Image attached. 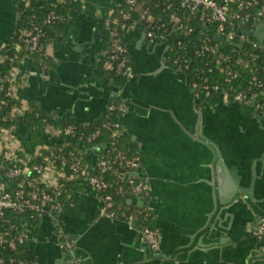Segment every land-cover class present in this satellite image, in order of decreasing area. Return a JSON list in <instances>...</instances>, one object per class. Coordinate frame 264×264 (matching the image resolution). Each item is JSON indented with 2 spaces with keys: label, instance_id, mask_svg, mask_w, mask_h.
Here are the masks:
<instances>
[{
  "label": "built area",
  "instance_id": "1",
  "mask_svg": "<svg viewBox=\"0 0 264 264\" xmlns=\"http://www.w3.org/2000/svg\"><path fill=\"white\" fill-rule=\"evenodd\" d=\"M125 1L127 8L122 7L120 3L116 4L107 20L109 49L103 62V70L114 71L125 79L133 76L124 35L126 36L136 25L134 15L138 14L145 24L147 36L151 39H161L166 45L167 65L187 74L192 69L193 59L188 49H184L188 46L184 40L188 38L190 44H196L194 57L204 62V66L198 65L195 68L199 79L190 80L197 100L203 95L206 98L207 94H222L228 95L231 101L240 103L245 109L263 106L261 101L264 99L262 96L264 79H259V75L264 78V41H259L248 34V31L264 23V0H166L167 23L158 22L151 11L154 0ZM62 2L63 0H56L53 5L56 7ZM25 4L27 6L28 2ZM62 18V15L52 10L43 19V24H54ZM129 21L131 24H128ZM168 31H177L183 37V40L177 42L183 48V52L177 54L171 64L169 63L171 47L165 42L164 33ZM16 34L20 42L15 44L14 55L9 57L0 53V64L8 60L15 62L8 74L0 72V92L4 93L0 109L4 110V107H7V114L4 111L2 116L5 121L10 120L14 123L23 118L29 109L28 104L19 101L16 94L20 80L23 79L20 67L23 58L20 52L27 50L39 53V64L45 69L43 60L52 58L50 46L54 42H43L46 33L42 25L34 22L29 27L19 29ZM189 36H199L200 41L191 40ZM248 47L257 49L260 53H252ZM261 58L263 60L259 63ZM234 66L244 69L251 75V80L244 89H238L230 83L239 75ZM213 75L224 77L230 87L225 89L220 83L210 81L209 77ZM125 112L126 105L123 101H111L104 112L105 121L86 136V150H93L97 154L95 167L85 160L84 154L79 155L76 152V147L65 149L70 140L78 135L74 124L61 126L45 121L43 134L53 142L40 145L33 156L25 152L16 134L17 126L8 127L0 124V264H16L15 255L25 245L27 239L26 234L9 217V213H31L33 217L40 218L56 212L67 205L61 200L67 185L76 182L86 184L98 194L102 203L101 216L126 222L139 221L147 243L152 249L159 248L160 231L142 223L144 219L152 216V209L149 206L118 204L111 193L108 176L115 175L123 183L119 193L124 201L132 196H142L145 199L151 197L148 180L143 175L134 174L140 170L141 157L117 150L115 146L109 149L99 141L104 131L109 132L113 144L119 141L123 133L121 117ZM114 114L119 115L113 119ZM84 137L81 135L79 139L82 140ZM63 141H65L63 145L59 146ZM34 156L42 157V162L30 165ZM72 192L67 197L71 199V205ZM257 223L255 236L264 239V216H260ZM59 245L64 252L72 256L73 264H84L82 257L76 255L74 240L61 229ZM5 252H11L13 255L5 259L3 256Z\"/></svg>",
  "mask_w": 264,
  "mask_h": 264
},
{
  "label": "crops",
  "instance_id": "2",
  "mask_svg": "<svg viewBox=\"0 0 264 264\" xmlns=\"http://www.w3.org/2000/svg\"><path fill=\"white\" fill-rule=\"evenodd\" d=\"M9 1V10L17 17L19 23L18 9L25 6L28 1ZM81 1L82 10L70 16L66 29L57 35L50 46L52 68L49 70L42 69L39 62L32 56H25L20 64L23 79L20 80L16 90L18 100L28 105L34 103L41 110L56 118L71 119L70 116H65L68 111L67 106L72 104L67 93V89L71 88L67 85H73L72 90L74 91L81 92L84 90L92 94L91 101L80 104L76 108L78 118L84 120L91 118L102 112L104 108L107 109L109 103L114 100L123 101L127 109V101L122 99L120 95L117 94L114 100L111 99L112 90L124 85L126 79L122 76L114 79L108 78L100 64L109 49L107 20L110 18L111 9L121 0ZM134 17L137 23L127 32L125 38L128 51L129 49L132 51V53L128 52V56L130 61L133 58L137 59L141 70L150 71L157 66L158 61L166 59V50L162 48L161 44L156 43L155 39H151L145 34V24L138 14ZM155 73L160 74L155 83L157 86H161L162 100L166 104H176L186 114V108L189 99H191L187 87L182 88L180 86L178 88L176 84L174 85V83L179 82L173 79L174 76L170 73L158 70L154 72V76H156ZM146 87L147 85L142 84L138 88L140 96L143 99L146 98L145 100L148 99ZM215 97L218 96L211 95L210 98H205L202 103L198 100V108L201 110L206 109V102ZM133 98L135 99L133 105L135 110L130 121H144L138 110L144 109V105L150 103L149 101L136 99L131 95V99ZM157 98L161 100L159 96ZM57 108L58 114H54ZM244 109L241 106V117L246 118L245 113L247 110ZM1 111L2 109H0V113ZM124 114L121 117L122 124L125 118ZM155 115L145 121H168L165 118L162 119L163 115L161 113ZM98 117H95V119ZM187 117L189 118V116ZM145 124L142 122L139 125V122H135L132 129L138 131V128H140L143 131ZM159 125L160 123H155V128L151 125L146 127L148 134L146 148L148 152L143 150L144 144L141 141L139 142V139L131 141L126 137L127 130L124 124L122 136L126 139V150L132 155L141 157L139 173L148 180L150 185L151 197L149 199L139 197L148 203L155 198L157 199L156 203L162 211L160 219L164 222V228H167L168 233H170L167 248L170 251L169 253L174 254L176 248H178L177 239H189L188 231L191 229L188 226H183L181 230L177 231L175 228L178 233L172 227L170 229V225L176 223L173 219L175 207H194L197 216H199L205 211L209 203L207 195L209 188L206 183L207 153L198 145L190 143L191 140L187 136H166L157 133L156 130L161 129ZM21 126L25 127L24 125H18L15 130L25 152L28 154L24 146L26 139L23 134L19 133ZM25 129L30 133L26 127ZM31 141L35 151L40 145L53 142L44 134L39 143L35 144L32 136ZM83 154L89 164L93 162L95 155H97L93 150H85ZM144 162L148 171L142 168ZM149 174L152 175L153 183ZM151 184L154 188L151 187ZM152 189H154L156 195L153 194ZM71 197L73 198L72 205L71 203L67 204L56 212L48 213L34 221L25 220L21 223L19 229L26 234L27 239L23 249H21V258L18 264H70L66 263L64 259H59L57 249L60 247V229L66 233L63 229L64 224L75 234L88 233V246L94 250L96 259L100 264H160L161 261H154V259L149 258L151 255L145 246V242L142 241L138 229H135L132 225L126 227L108 222L101 223L100 220L96 221L95 218L102 203L93 189L87 187L83 190H74ZM132 197L127 198L126 203L139 207L137 203L131 201ZM210 198L215 202L214 195ZM151 209L158 229L157 225L160 219H158L156 211L153 208ZM244 212L236 211L230 217V227H234L241 238L228 241L226 245L222 244L220 249L216 248L207 254L202 251H189L188 247H185L182 251L183 256L180 259L169 258V262H172V264H176L178 261L181 264H263V262H258L255 252L257 242L251 236L245 235L249 230V225L253 226V222L246 217V210ZM58 215L59 219L57 218ZM121 222L126 221L121 220ZM126 223L131 224L133 222ZM176 226L175 224L174 227ZM223 232H228V230L221 227L216 229L213 240L222 239ZM78 250L76 246L77 256H79L77 254ZM63 253L65 257L70 256L64 251ZM162 261H165V259H162Z\"/></svg>",
  "mask_w": 264,
  "mask_h": 264
},
{
  "label": "water",
  "instance_id": "3",
  "mask_svg": "<svg viewBox=\"0 0 264 264\" xmlns=\"http://www.w3.org/2000/svg\"><path fill=\"white\" fill-rule=\"evenodd\" d=\"M9 5V0H0V50L11 42L18 28L17 17L9 10ZM21 9H24V6ZM145 34L147 35V29ZM248 34L263 42L264 23L260 24L256 29L248 31ZM155 42L161 44L162 48L165 49L166 45L161 39L157 38ZM128 52L132 53L131 49ZM167 57L168 53H165V58ZM131 64L133 76L127 78L124 85L114 88L111 92L112 100L118 94L122 99L127 101V109L123 121L127 130L126 137L131 141L139 139V142L141 141L144 144L143 150L145 152H148L146 148V144L148 143L147 125L154 126L155 128V123H160L159 128L161 129L156 130L159 134L189 137L190 143L198 145L207 153L206 183L209 188L207 190L209 203L205 211L199 216H197L194 207H175L173 219L178 227H174L175 224H171L170 229L172 227V229L175 231L177 229L178 231L183 226H188L191 229L188 231L189 239H177L178 248H176L174 254L169 253L170 251L167 248L170 233H168L167 228H164V222L160 219L162 211L158 203H156V198L149 203L139 196L131 198V201L137 203L139 207L148 205L153 208L157 213L158 219H160L157 226L161 234V243L156 250L152 249L147 243L139 221L128 224L121 222L120 219L103 217L100 215V211L96 215V221L100 220L101 223L108 222L126 227L132 225V227L139 230V235L142 237V241L145 242V246L151 255L150 259L161 261L160 264H172V262H169V258L180 259L183 256L182 251L185 247H188L189 251H202L207 254L216 248L220 249L221 245H226L228 241H235L241 238V235L236 233L234 227H230V217L236 211L245 213L244 211L246 210V217L253 222V226L249 225V230L245 235L251 236L257 242L255 252L258 262H263L264 264V239H259L255 236L258 228V218L264 216V99L261 101L263 108L256 109L254 116L249 118L241 117L240 103L231 101L228 95L221 94L218 97L210 99L212 106H218L216 110L210 108L201 110L198 108V100L194 98V90L191 87L190 78L186 73L167 65L165 60L158 61L157 66L150 71L141 70L136 58L131 60ZM158 70L173 75V79L179 82H173L178 88L180 86L182 88L187 87L191 99H189L186 114L176 104H166L162 100L161 86H157L155 83L160 74L155 73L156 76L153 75ZM142 84L147 85V100H145L146 98L143 99L138 92V88ZM67 86L71 88L67 89V93L69 101L72 104L67 106L68 111L65 116H70L73 120L88 124L94 121L95 117L100 116L102 112L106 111V108H104L102 112L85 120L78 118L76 116V108L80 104L91 101L92 94L84 90L81 92L74 91L72 90L73 85ZM131 95L136 99L149 101L150 104L144 105V109L138 110L139 115L143 117L144 121H130L135 110L133 107L135 99H131ZM158 96L161 100L157 98ZM262 96L264 97V92ZM208 97L210 98L211 94H207L206 98ZM248 109L251 110V108ZM57 110L58 108L54 111V114H58ZM159 113L163 115L162 119L165 118L168 121H145ZM3 114L4 110L1 111L0 115L2 116ZM135 122H139V125L142 122L146 123L144 125L145 130L143 129L142 131V129L138 128V131H133L132 127H134ZM19 133L23 134L26 139L24 146L28 151V155L33 156L35 148L32 144L30 133L22 126ZM136 135L138 136L136 137ZM80 146V144H77V147ZM96 161L97 155H95V159L91 162L93 167H95ZM145 162L142 168L148 171ZM134 174L138 175L140 173L135 172ZM149 177L153 183L152 175L149 174ZM151 187L154 188L153 184H151ZM152 191L156 195L154 189ZM213 195L215 202L210 198ZM57 218L59 219V215ZM220 227L227 229L228 232H223V238L214 241L213 237L216 229ZM63 229L76 242V246L79 249L77 254L84 259L85 264H100L96 259L94 250L88 246V233L75 234L65 224ZM197 237L199 238L197 239ZM57 249L59 251V259H64L66 263L72 264V256L65 257L61 248L58 247ZM162 259H165V261H162ZM176 264L181 263L178 261Z\"/></svg>",
  "mask_w": 264,
  "mask_h": 264
},
{
  "label": "trees",
  "instance_id": "4",
  "mask_svg": "<svg viewBox=\"0 0 264 264\" xmlns=\"http://www.w3.org/2000/svg\"><path fill=\"white\" fill-rule=\"evenodd\" d=\"M27 1H28V5L24 6V9H21V8L18 9L20 17H19V24H18L17 32L21 28L29 27L32 22L39 24V25H42V27L46 33V36L43 37V40H42L43 42L54 41L55 38L57 37V35H59L60 33H62L66 29V27L69 23V20H70V16L75 12H80L83 8L81 0H63V2L57 4L56 7H54V5H53L56 3V0H27ZM175 3H177V2L175 1ZM120 4L122 7L127 8V3L125 0H121ZM165 6H166V0H154L152 5H151V11L157 17L158 22L167 23L168 15H167V10L165 11ZM52 10L57 11V13L62 15L63 18L54 24H43V19ZM128 24H131V21H129ZM162 32H159V33H162ZM164 33H165V42L171 47V50L169 51V57H170L169 63L171 64L172 59L177 54L183 52V48L177 44V42L179 40H183V37H181V34L177 31H168V32H164ZM124 37H126V36L124 35ZM199 38H200L199 36L198 37L197 36H189V39H191V40L196 39L197 42L200 41ZM184 41L187 42V44H188V46L187 47L185 46L184 49H188V51L190 53V57H192V59H193V63L191 66L192 69L190 71H188L187 76L190 78L191 81L198 80L199 76H198V72L195 71V68H197L198 65L204 66V62L202 61V59H197L196 57H194V51L197 48L196 44L195 45L190 44V42H188V38L185 39ZM18 42H20V40L18 39L17 34H15V36L11 40V42L0 50V53L9 55V57L13 56L15 53V44ZM248 49L252 53H260L259 50L253 49L251 47H248ZM20 56L22 58H24L25 56H32L38 62L40 60L39 53H37V52H31V51L24 50V51L20 52ZM106 58H107V55L104 57V59L102 61H100L102 68H103V62ZM262 60L263 59L261 58L258 62L260 63V62H262ZM43 63L46 65V70H49L52 68L53 64H52V60L50 57L45 58L43 60ZM14 64H15V62H13L12 60H8L4 63H1L0 64L1 74H5V75L8 74ZM234 69L237 70L239 75L237 76V78L232 79V81L230 83H232V85H235L238 89H244L246 87V85L249 84V82L251 80V75L247 71H245L244 69H242L240 67L234 66ZM104 73L110 79H114L116 77L121 76L114 71L104 70ZM259 79L262 80L264 78H263V76L259 75ZM209 80L214 82V83H220L225 89L230 87L229 82H226L224 77L213 75V76L209 77ZM3 97H4V93L0 92V102H1V99ZM204 98H205V95L202 96V98L199 100V102L202 103ZM9 101L13 102L10 99H9ZM28 106H29V109L27 110L25 116L23 118H21L17 123H14L13 121H10V120L5 121L4 116H0V124H2L4 126H8V127L24 125L28 129V131H30V134H31L32 139L34 140L35 144L39 143L41 138H42L43 128H44V125L46 123L45 121H50V122H53V123L61 125V126L74 124L77 127L78 135L76 136V138H74V139L72 138L70 140V143L66 146L65 149L69 150V149L76 147V152L79 155H83L84 151L87 149V145H86V141H85L86 136L91 134L99 126H101L103 121H105V117H106V114L103 113L102 115H100L98 118H96L91 123L83 124V123H80L76 120H72L70 118H64V119L56 118V117L52 116L50 113L44 112L43 110H41L34 103H30ZM4 111L7 114L8 108L4 107ZM118 115L119 114H114L113 119L117 118ZM81 135L85 136L84 139H82V140L79 139V136H81ZM99 141L104 143V145L106 147H108L109 149H111L112 146H115V147H117V150L125 151V152L129 153L126 150V145H125L126 139L123 136L120 137L118 142L113 144V140L110 137L109 132L104 131L103 135L100 137ZM64 142L65 141L59 143V146H62ZM77 144H80L81 146L77 147ZM23 155L25 156V153H23ZM40 162H42V157H39V156L35 157L34 156L30 161V165H34L35 163H40ZM108 178L111 182V193H113L116 202L118 204L123 203L124 206H128V204L124 201V198L119 193V189L122 187L123 183L120 182L119 179L115 175H110V176H108ZM87 187L88 186L86 184H83L81 182H76V184H69V185H67L65 193L63 195V198H61V200L65 201L67 204H69L71 202V199H68L67 197L71 191L83 190ZM9 217L18 226H20L21 223L24 222L25 220L34 221L37 219L36 217H33V215L31 213L19 214V213L10 212ZM142 223L144 225H148L152 229H157L155 216H154L153 212H152V216L147 218V219H144L142 221ZM21 249H23V247H21L20 250L18 251V253L15 255L16 264H18L20 261ZM11 255H13V253H11V252H5L3 254L5 259H8V257Z\"/></svg>",
  "mask_w": 264,
  "mask_h": 264
},
{
  "label": "flooded vegetation",
  "instance_id": "5",
  "mask_svg": "<svg viewBox=\"0 0 264 264\" xmlns=\"http://www.w3.org/2000/svg\"><path fill=\"white\" fill-rule=\"evenodd\" d=\"M212 96H218V95H212ZM206 104L208 105V108L212 109V110H216V105L212 106V103L210 102V99L206 102ZM207 105L205 106L207 108ZM243 108V107H242ZM258 108V107H257ZM257 108H254V109H251V110H248L246 111V118L247 116H254V111L257 109ZM260 108H263V106H261ZM249 118V117H248Z\"/></svg>",
  "mask_w": 264,
  "mask_h": 264
},
{
  "label": "rangeland",
  "instance_id": "6",
  "mask_svg": "<svg viewBox=\"0 0 264 264\" xmlns=\"http://www.w3.org/2000/svg\"><path fill=\"white\" fill-rule=\"evenodd\" d=\"M244 110H247L248 111V109H244Z\"/></svg>",
  "mask_w": 264,
  "mask_h": 264
}]
</instances>
